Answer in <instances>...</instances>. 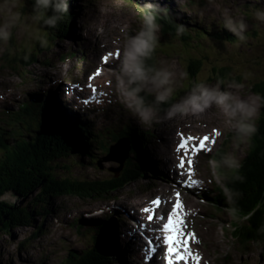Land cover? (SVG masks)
<instances>
[{"label":"rangeland","instance_id":"rangeland-1","mask_svg":"<svg viewBox=\"0 0 264 264\" xmlns=\"http://www.w3.org/2000/svg\"><path fill=\"white\" fill-rule=\"evenodd\" d=\"M8 2L10 5H15L13 11L21 13V21L17 27L12 29L13 34L7 44L0 42V97H2L0 98V110L5 109L6 111H11L20 103L30 102V99L36 97L37 93L43 94L50 89L59 93L68 103L70 95L81 92L79 89L86 90V87L77 88L75 86L76 82L71 80L72 75L79 71L82 75L80 81H85L87 73L93 70V65H98L99 68L104 65L105 57L113 58L116 60L115 63H118L121 54L117 55V51H121L125 32L134 35L143 26L146 14V9L143 7L146 0H80L82 6L70 24L69 32L74 35V38L70 40L67 32L61 36L62 38L49 35L38 21L33 19L25 0H8ZM153 2L158 3L157 0ZM162 2L160 0L158 3L160 8L164 7ZM169 2L175 5L171 6V13L176 10L177 13L184 15L183 19L188 20V25L185 26L187 31L201 26L216 30L220 27L225 29L223 16L227 9L232 16L245 19L248 23L246 31L249 32L248 34L253 32L259 35V40L253 39L256 45H264V22L255 19L254 16L257 8H264V0H169ZM3 3L4 0H0V4ZM75 5V1L70 0L69 8L72 12L76 10ZM185 5L191 7L185 8ZM0 20H2V15H0ZM94 34H99V39L96 46L92 48L93 57H91L92 46L81 45L80 42L91 40L93 43ZM159 34L161 32L157 35ZM253 40L251 42L247 40L236 46L225 44L215 47L209 43L204 48L208 52L207 60L211 63L224 59L225 52H227L225 59L235 58V65H237L234 67L235 74H240L239 82L236 84L242 85L241 89H228V85L235 81L220 84L211 74L210 63L199 73L196 84L216 85L219 83L222 90L236 91L242 97L253 94L250 90V80L253 76L248 78L250 75L242 72L246 69L242 63L250 62L251 57L246 56L251 54V47L255 48ZM162 43L163 46H157L154 52L156 61L147 63L154 67H169L176 73L173 96L168 103L157 106L161 122L153 123L151 126L143 125L126 109L115 87L113 73L117 64L104 60L108 66L106 65L100 78V88L106 103L100 108L99 121L93 124L92 129L94 134L110 128L118 132L124 130L126 135H132L133 140L142 145L141 151L145 154L143 159L145 166L154 168L157 172L146 169V176L140 177L137 182L131 181L126 187L105 198L102 196V191L85 194V191H78L74 186V193L55 194L47 204L34 202L32 206L28 205L32 195L24 200H17L18 207L29 206V210L33 212L32 223L14 228L9 234L0 233V264H43L44 260H46L45 264H64L69 251L81 253L90 248L92 239L90 242L87 240L90 232L86 229L101 223L105 224L113 242L116 243V247L112 244L114 261L110 264H131L130 256H126L121 249V237L115 234L116 231L124 232L123 225L126 226L130 222L128 217L131 215L130 208L134 209L133 206L125 207L124 200L128 198L129 203L133 205L144 202L148 204L152 197H163L162 194H165V189L169 186L168 179L162 177L167 174L168 164L165 163V159L168 158L171 166L174 164L172 153L176 139L184 137L183 133L186 132L193 133L195 130V133L200 134L210 128H216L221 136L215 141L213 147L206 146V150L202 151L205 155L200 153L193 160V178L198 183L190 187H198V189L183 193L185 223L190 234L195 236L191 239L196 251V261L200 260L198 264H264V238L257 240L256 244L250 242L248 245V243H239L240 241L231 233V224L238 228L240 224L243 226L244 220L248 218L242 217L245 211L233 204V200L230 199V188L234 180L237 184L240 183L244 173L241 172L238 177L236 175L238 168H229L221 158L219 166L212 167L208 163L210 159L207 158L223 147L225 152L223 158L232 154L239 164H242L243 158H246L249 151H252L250 137L238 140L236 131L227 126L222 113L216 107L196 116L176 117L171 120L164 118L171 104L179 101L193 86L189 87L187 77L180 75V73H185V66L181 60L173 58L171 50L175 48L167 39ZM69 44L79 50L68 46ZM207 46L215 48V53H209ZM68 50L75 52V56L67 55ZM261 51L263 52L264 48H261ZM89 53L90 58H87ZM262 56L260 58H263ZM206 65H208L207 62ZM70 83L75 85L69 86ZM141 95L145 96L149 102L154 100V96L149 93H141ZM11 97H14L16 101L12 102ZM7 100L10 101L9 104ZM2 125L0 123V126ZM147 129H153L155 132L152 137L154 140L142 137V133ZM118 144L123 143L118 142ZM100 145L101 143L96 144L93 156L100 154ZM87 152L91 154L92 151L88 148ZM85 154L81 157L71 154V158L57 160L58 168L61 170L56 173L57 178L62 176L70 180L69 182L86 181L87 183L95 179L106 180L109 175H112L109 169L118 165L114 160H106L102 155H99L97 158L99 161L95 162L96 160H93L96 158L85 157ZM64 165L67 166L66 169ZM250 166L251 164L247 163V168ZM249 171L246 169L245 174ZM164 179L167 180V184L163 183ZM159 182L163 184L161 187L158 185ZM88 185L84 186V189H88ZM215 188L220 190L219 195L222 197L214 198ZM107 198L111 202H103ZM163 198L166 199L169 196ZM213 198L216 200L210 201ZM4 199L8 202L15 201L12 196H6ZM42 202L45 203L43 199ZM108 203L112 205L107 206ZM78 208L80 210H77ZM110 213L113 214L106 218L105 215ZM41 214H47L43 221L40 219ZM111 218L115 222L106 224L105 219ZM72 220H77L79 225L84 227L80 231L73 230ZM126 241L127 239H124V243Z\"/></svg>","mask_w":264,"mask_h":264},{"label":"trees","instance_id":"trees-1","mask_svg":"<svg viewBox=\"0 0 264 264\" xmlns=\"http://www.w3.org/2000/svg\"><path fill=\"white\" fill-rule=\"evenodd\" d=\"M31 15L33 16L34 0H25ZM70 4V0H68ZM51 14V13H49ZM74 14L69 8L68 12L64 13L61 21L56 28H49L43 24V20H39V25L45 29L49 35L55 38L63 36L67 32L69 19ZM187 19V18H186ZM171 36H174L176 47L171 50L173 58L181 60L185 66L186 77L189 81V87L196 84L199 73L205 67L210 65L211 74L220 83L223 82H239L240 74H235L234 67L235 58L229 57L225 59L227 52L224 54V59L215 63L208 62L206 55L208 52L204 49L205 45L212 43V45L221 46L228 44L229 46H236L240 43L253 39H260L256 33L248 34L245 32L246 39L241 41L226 29L206 28L204 26L196 27L193 31L189 30L177 35V29L168 27ZM176 31V32H174ZM163 32V31H162ZM161 32V34H162ZM62 38V37H61ZM255 48L251 47L248 57H251L250 62L243 64L246 69L242 72L250 75V90L253 94L259 95L264 101V45H256L253 40ZM263 44L262 42H260ZM248 44H250L248 42ZM262 46V47H261ZM209 53L214 52L215 48L207 46ZM220 51V50H219ZM219 51H216L219 53ZM263 55V58L260 56ZM156 61L153 53L152 57L147 61ZM206 62L208 65H206ZM215 64V65H214ZM246 70V71H245ZM252 74V75H251ZM237 75V76H236ZM180 97V96H179ZM20 120V117H17ZM257 131L250 136V144H252V151L248 153L246 158H243V163L237 169V176L243 172V180L240 183L234 184L230 188V199L233 204L240 207L244 220V225L234 232L235 237L239 243H250L264 238V106H261L259 114L255 120ZM25 133V132H24ZM9 146L1 145L0 147V233L9 234L14 228L19 226H27L32 223V211L28 207H18L17 200H24L28 197L32 198L28 205L40 203L47 204L49 200L56 194L61 192H73L74 186L78 191H85V194H91L102 191L103 194L112 192L117 188H122L127 184L128 180L136 178V171L139 168L138 161L135 162L134 171L127 170L120 172L121 175L117 181L112 179L103 182L101 179H95L89 183L86 181H72L64 178H57L53 169L56 168L57 160L70 157L71 154L79 156L81 146L74 144V138L70 132H66L63 128L54 126L53 122L50 124L37 125L35 128L28 127V133L20 134L19 132H12L10 135ZM87 155L85 150L80 153ZM71 158V157H70ZM138 159V157H137ZM249 160V162H247ZM247 163L251 166L247 168ZM66 165L64 168L66 169ZM246 169L250 171L246 173ZM88 185V189L84 186ZM72 187V188H71ZM69 190V191H68ZM12 196L14 202H8L4 198ZM38 197V198H37ZM42 199L45 203L42 202ZM36 207V206H34ZM249 210V211H248ZM96 252V251H95ZM102 251L94 255L82 256L81 259L74 258L69 261L70 264H105V258ZM70 258L71 255H70Z\"/></svg>","mask_w":264,"mask_h":264},{"label":"clouds","instance_id":"clouds-1","mask_svg":"<svg viewBox=\"0 0 264 264\" xmlns=\"http://www.w3.org/2000/svg\"><path fill=\"white\" fill-rule=\"evenodd\" d=\"M14 7L15 5H10L8 0L0 4L2 15L0 42L5 44L12 37V29L21 21V13L13 11ZM143 7L147 10L143 26L134 35L125 32L121 55L113 74L116 90L126 109L143 125L151 126L153 123L161 122L157 106L168 103L173 96L176 73L169 67H154L147 64L156 50L159 39L157 34L161 26L157 22V16L165 10L153 0H146ZM68 9V0H34L33 19L43 20L46 27L56 28ZM254 16L255 19L264 22V8H257ZM223 26L239 40L246 39L248 23L243 18L232 16L227 9L223 16ZM184 30V25H178L177 35H181ZM180 75L183 77L186 73ZM242 87L236 83L228 85V89L239 90ZM228 89L222 90L219 83L216 85L197 83L179 101L171 104L164 118L171 120L176 117L196 116L216 107L222 113L227 126L236 131L238 140L250 137L257 131L255 118L261 106H264V101L259 95L242 97L238 92ZM141 93L153 95L154 100L147 101ZM208 163L212 167L219 166L215 159ZM223 163L229 168L240 166L232 154L224 157Z\"/></svg>","mask_w":264,"mask_h":264},{"label":"snow or ice","instance_id":"snow-or-ice-1","mask_svg":"<svg viewBox=\"0 0 264 264\" xmlns=\"http://www.w3.org/2000/svg\"><path fill=\"white\" fill-rule=\"evenodd\" d=\"M119 55V54H117ZM108 58L105 57V60H107ZM195 139L194 137L192 136H189L186 140L185 139H182V142L178 145L176 151L177 153H179L182 149L185 150V156H187V148H186V145L188 144V141L189 140H193ZM209 140V137L208 136H204L200 141H199V147L194 149L195 152H199L201 150H206V144L205 142ZM188 165H189V168H188V172H187V175L189 176V178H191V175H192V166H193V160L192 159H188L187 161ZM179 168L183 169L185 167V161H184V158H181L180 159V162H179V165H178ZM183 174V173H181ZM198 183L197 181H192L191 179H189V185L191 186L192 184H196ZM177 197L179 198L180 196V193H176ZM159 200H156L154 199L152 201L153 204H159ZM176 208H179L180 207V203H179V200H177V203L175 205ZM142 211L144 213H148L150 212V209L145 207L142 209ZM154 217L153 215H148L147 216V221L149 223H151L153 221ZM161 219H164V217H161ZM182 223V221H174L173 220V217L172 215H168L167 216V223L163 224V228H162V231L165 232V233H172V235H165L163 237V244L167 246V253H168V256L171 257V255L173 253H175L176 257H177V260L183 258L182 257V254L180 252V246L181 245H184L186 246L187 245V239L181 241L180 240V237H179V233L181 231L180 228L177 227V224H180ZM140 227L141 229H147V225L141 223L140 224ZM160 229H151V231H159ZM193 239L195 238L194 234H189ZM160 238L159 237H156L155 240H159ZM155 240L153 237L151 236H147L146 238V245L148 247V249L150 251L153 252V254H155L159 248V245H155ZM188 249L185 247V252H187ZM168 264H173L172 260L169 259L168 260Z\"/></svg>","mask_w":264,"mask_h":264},{"label":"bare ground","instance_id":"bare-ground-1","mask_svg":"<svg viewBox=\"0 0 264 264\" xmlns=\"http://www.w3.org/2000/svg\"><path fill=\"white\" fill-rule=\"evenodd\" d=\"M143 1H145V0H143ZM187 21L188 20H185L184 19V23L183 24H175V23H172V24H168L165 28H163V27H160V31L161 30H163V29H168V27H174V28H176L177 29V26L178 25H184V26H186V25H188V23H187ZM186 28H185V30H184V32L186 33ZM191 31H193V30H191ZM173 32V31H172ZM174 32H176V31H174ZM98 50V49H97ZM116 61V60H115ZM110 62H111V59H110ZM115 64H117V63H115ZM108 66V65H107ZM110 68V67H109ZM110 73V72H109ZM108 73V74H109ZM113 75V74H112ZM112 78V77H111ZM51 90V89H50ZM6 108V107H5ZM7 109V108H6ZM103 120V119H102ZM111 120V119H110ZM105 124V123H104ZM103 128V127H102ZM111 128H113V127H111ZM123 129V128H122ZM106 130V129H105ZM112 130V129H111ZM100 131V130H99ZM143 134V133H142ZM136 137V136H135ZM144 140V139H143ZM78 143H80V142H78V140H76V138H75V143L74 144H78ZM81 150H83V148L81 147L80 148V150H79V153H77V154H79V156L77 155V157H81V155H84V152L83 153H80L81 152ZM87 152V151H86ZM89 156H91V154H89L88 152H87V155H85V157H89ZM84 158V157H83ZM80 162V161H79ZM136 167V166H135ZM139 169V168H138ZM72 188V187H71ZM133 223L135 222V221H132ZM124 230H126V229H124ZM135 236H136V234H134L133 235V238H135ZM137 241H139V240H137ZM129 252V250H127L126 251V254ZM45 257V256H44ZM42 260V259H41ZM40 261V260H39Z\"/></svg>","mask_w":264,"mask_h":264},{"label":"water","instance_id":"water-1","mask_svg":"<svg viewBox=\"0 0 264 264\" xmlns=\"http://www.w3.org/2000/svg\"><path fill=\"white\" fill-rule=\"evenodd\" d=\"M114 160H117L119 163H122V161L124 160V157L122 155H119L117 157H114ZM120 169L121 168L119 167L113 171L117 174ZM53 172L58 173V172H60V169L56 166V168L53 169Z\"/></svg>","mask_w":264,"mask_h":264}]
</instances>
